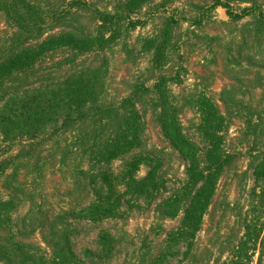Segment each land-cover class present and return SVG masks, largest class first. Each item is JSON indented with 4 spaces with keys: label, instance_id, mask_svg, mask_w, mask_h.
Masks as SVG:
<instances>
[{
    "label": "rangeland",
    "instance_id": "obj_1",
    "mask_svg": "<svg viewBox=\"0 0 264 264\" xmlns=\"http://www.w3.org/2000/svg\"><path fill=\"white\" fill-rule=\"evenodd\" d=\"M100 1L101 10L112 11L117 0ZM227 3L235 14L252 4L264 11V0H152L134 15L141 21L136 27L120 32L121 36L108 44L104 53L95 55L92 67L104 65L107 72L100 81V87L106 91L105 99L117 96L114 88L125 91L126 95L139 88L133 96L141 115L138 136L142 150L137 152L153 153L165 186L154 199L144 198L138 206L123 208L120 218L96 224L68 220L72 226L62 225L67 228L62 230L72 235L73 249L79 252L82 264H149L164 231H169L179 220L168 218L155 222L153 218L152 204L159 198L170 197L185 177L182 159L159 126L161 102L155 88L161 84L159 77L166 79L161 89L165 88L177 109L183 133L199 150L210 155L207 162L211 164L220 158L219 167L223 169L204 216L203 231L195 238L196 244L207 242L203 264H226L236 256L243 264H264V24H259L253 14L230 20ZM51 5L47 24L52 31L69 29L77 17L75 23H80V16L52 17L62 9L69 10L63 0H53ZM201 5L200 10L195 9ZM49 29L43 30L44 37L51 32ZM67 56L60 52L53 59L58 61ZM92 57L77 56L76 60L85 66ZM246 61L261 68L248 66ZM61 117L57 111L50 114V118ZM59 138L46 137L40 145L20 152L26 157L23 159H28L24 160L25 170L20 171L27 175L24 189H33V202L45 204L54 214L91 197L88 187L84 192L78 191L83 186L76 177L82 167L80 155L72 153L61 162L64 149L54 145ZM21 149L19 144H9L0 136V157ZM37 155L47 163L37 165ZM128 158L127 155L112 161V169L120 170ZM148 169L140 160L134 175L143 177ZM7 181L0 182L1 197L7 200L8 194L13 198L10 223L15 220L20 224L29 204L24 202L23 192H6ZM114 181L121 190L122 182ZM34 219L37 216L25 221L33 225ZM29 229L26 237L41 243L39 229L35 226ZM101 231L117 236L119 249L116 248L111 259L89 260L84 249L94 248L95 235ZM164 264L177 262L168 259Z\"/></svg>",
    "mask_w": 264,
    "mask_h": 264
},
{
    "label": "trees",
    "instance_id": "obj_2",
    "mask_svg": "<svg viewBox=\"0 0 264 264\" xmlns=\"http://www.w3.org/2000/svg\"><path fill=\"white\" fill-rule=\"evenodd\" d=\"M63 1L69 10L62 9L52 17L80 16L82 19L75 23L77 17L69 29L52 31L47 24L50 14L47 10L49 5L53 8V0H0V136L3 141L22 148L0 157V182L8 179L4 186L6 192H23L26 196L23 200L29 204L23 221L10 223L13 198L6 194V200L0 193V263L3 264H82L79 252L73 249L72 235L65 233L62 229L67 228L62 225L72 226L68 220L96 224L120 218L123 208L138 206L144 198L154 199L165 186L153 153L137 152L142 150L138 136L141 115L133 96L139 88L130 95L114 88L117 96L105 99L106 91L100 87V81L107 74L106 68L104 65L92 67L95 55L104 53L122 31L141 22L134 15L152 0H117L112 11L101 10L100 0ZM225 7L232 21L253 14L259 24H264L261 7L252 4L238 14L230 10L229 3ZM44 29L51 30L45 37ZM60 52L68 56L54 61L53 56ZM84 55L93 56L85 66L76 60L77 56ZM246 64L261 68L251 61ZM59 72L62 73L58 75ZM159 81L161 84L155 87L161 102L159 126L166 141L182 159L185 177L170 197L159 198L152 204L155 222L168 218L179 220L169 231H164L159 249L149 264H164L168 259L176 260L177 264H203L207 242L196 244L195 238L203 231L204 216L223 169L219 167L220 158L211 164L207 162L210 155L199 150L183 133L177 109L165 88L161 89L166 79L159 77ZM54 111L62 114L61 119L50 118ZM46 137H60L54 145L64 149L61 162L72 153L80 155L82 167L76 177L83 186L78 187V191L84 192L88 187L91 194L90 199L88 196L78 206L55 214L45 204L33 202L34 190L24 189L27 175L20 173L26 168L24 160H28L23 159L26 157L20 152L40 145ZM127 155L129 158L122 168L114 171L111 162ZM41 158V155L36 158L37 165L47 163ZM140 160L149 169L145 176L137 178L134 172ZM117 179L122 182L121 190L116 187L114 180ZM35 216L33 225L25 221ZM32 226L39 229L41 243L26 237ZM118 239L101 231L95 235L94 248L84 249L85 258H113L116 248L119 249ZM226 264L243 263L236 256Z\"/></svg>",
    "mask_w": 264,
    "mask_h": 264
}]
</instances>
